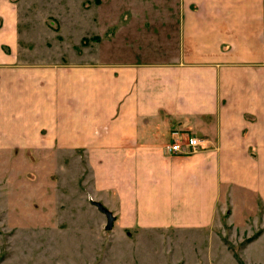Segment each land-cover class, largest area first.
Here are the masks:
<instances>
[{
  "label": "crops",
  "instance_id": "1",
  "mask_svg": "<svg viewBox=\"0 0 264 264\" xmlns=\"http://www.w3.org/2000/svg\"><path fill=\"white\" fill-rule=\"evenodd\" d=\"M84 1L71 29L99 40L57 64L0 0V165L82 166L127 239L264 220V0ZM182 136L206 149L167 153Z\"/></svg>",
  "mask_w": 264,
  "mask_h": 264
},
{
  "label": "rangeland",
  "instance_id": "2",
  "mask_svg": "<svg viewBox=\"0 0 264 264\" xmlns=\"http://www.w3.org/2000/svg\"><path fill=\"white\" fill-rule=\"evenodd\" d=\"M23 2L27 19L22 29L28 33L31 57L81 63L85 45L99 40L79 43L85 28L75 34L71 29L84 0ZM55 18L63 22L65 39L57 36L60 43L65 40L62 49L53 36L61 28ZM37 164L15 165L23 172L18 179L8 174L10 165H0V264H264L263 218L242 228L225 219L223 226L210 230L141 233L127 239L117 230L107 232L105 215L95 202L88 203L82 166Z\"/></svg>",
  "mask_w": 264,
  "mask_h": 264
},
{
  "label": "built area",
  "instance_id": "3",
  "mask_svg": "<svg viewBox=\"0 0 264 264\" xmlns=\"http://www.w3.org/2000/svg\"><path fill=\"white\" fill-rule=\"evenodd\" d=\"M206 149L204 140L193 136H182L166 148L169 154L193 155Z\"/></svg>",
  "mask_w": 264,
  "mask_h": 264
},
{
  "label": "water",
  "instance_id": "4",
  "mask_svg": "<svg viewBox=\"0 0 264 264\" xmlns=\"http://www.w3.org/2000/svg\"><path fill=\"white\" fill-rule=\"evenodd\" d=\"M94 205L98 208V210L101 213H103L106 216L107 218L106 231L111 232L113 230L114 223L116 221L115 216L103 204L95 202Z\"/></svg>",
  "mask_w": 264,
  "mask_h": 264
}]
</instances>
